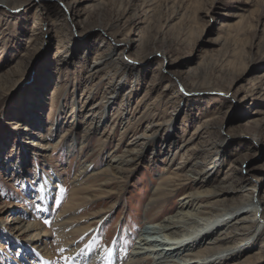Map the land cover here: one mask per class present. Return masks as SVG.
Wrapping results in <instances>:
<instances>
[{"label": "rangeland", "instance_id": "rangeland-1", "mask_svg": "<svg viewBox=\"0 0 264 264\" xmlns=\"http://www.w3.org/2000/svg\"><path fill=\"white\" fill-rule=\"evenodd\" d=\"M193 170L203 217L260 204L215 264H264V0H0V264H124Z\"/></svg>", "mask_w": 264, "mask_h": 264}, {"label": "bare ground", "instance_id": "bare-ground-1", "mask_svg": "<svg viewBox=\"0 0 264 264\" xmlns=\"http://www.w3.org/2000/svg\"><path fill=\"white\" fill-rule=\"evenodd\" d=\"M99 66L100 64L94 62L91 72H97ZM99 124L100 122H96L94 128H99ZM128 150L130 149L126 148L124 152L128 153L127 155L129 156V153L132 154L133 151L131 153ZM112 159L117 161L116 165L113 167L116 173L120 171L121 167H124L130 162V159L123 154L115 156V158ZM191 174L190 183L195 185L196 191L187 192L186 195L183 196L184 198L180 206L176 208L175 211L164 218L151 221L150 228H144L138 233L134 247L131 252L128 253L124 264H140L137 262L139 260L143 264H215L222 261L223 257L225 258L237 254V251L235 252L232 249H215V245L219 244L220 241L214 238V234L220 229H230L233 220L235 223L239 222L240 224L253 221L260 204L249 201L245 204L241 203L239 206L223 208L220 214H211L213 216L210 218L203 217L204 210H194L189 206V203L193 204V202H196L195 200L199 199L201 196L197 192L201 185V183L197 181L200 172H195V170H193ZM200 203L201 202L198 201L196 205L200 207ZM244 214L247 216L240 217ZM20 226L24 228V231H33L32 237L35 236L36 238L34 239L38 240L41 231L38 230L36 224L25 225L21 223ZM261 229V227H257L255 231L258 230V232H261ZM206 242L207 245H211L209 248L200 254L195 255L192 253L193 249L198 248L201 244H205ZM68 253L70 256V251H68ZM83 254H86L85 251L80 252V255ZM95 260H97L96 257L92 256L90 263L94 264Z\"/></svg>", "mask_w": 264, "mask_h": 264}, {"label": "snow or ice", "instance_id": "snow-or-ice-1", "mask_svg": "<svg viewBox=\"0 0 264 264\" xmlns=\"http://www.w3.org/2000/svg\"><path fill=\"white\" fill-rule=\"evenodd\" d=\"M59 192H60V197L57 198V200H56V204H57V206H59L60 201H61V199L63 198V195H64V193H65V189L61 188V189L59 190ZM45 223L47 224L48 222L45 221Z\"/></svg>", "mask_w": 264, "mask_h": 264}]
</instances>
